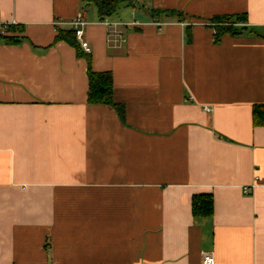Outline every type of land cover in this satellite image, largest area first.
<instances>
[{
    "label": "crops",
    "instance_id": "obj_1",
    "mask_svg": "<svg viewBox=\"0 0 264 264\" xmlns=\"http://www.w3.org/2000/svg\"><path fill=\"white\" fill-rule=\"evenodd\" d=\"M237 14L255 34L216 41L212 18ZM78 15L90 53L56 40ZM0 17L18 22L0 33L18 38L0 37V264H264V0H0ZM89 58L123 116L88 102Z\"/></svg>",
    "mask_w": 264,
    "mask_h": 264
},
{
    "label": "trees",
    "instance_id": "obj_2",
    "mask_svg": "<svg viewBox=\"0 0 264 264\" xmlns=\"http://www.w3.org/2000/svg\"><path fill=\"white\" fill-rule=\"evenodd\" d=\"M215 23V40L219 41L222 36L230 34L233 36L243 34H255L253 28L248 27L245 15H223L212 18ZM4 41L10 44H16L18 38L14 36H0ZM56 40H66L69 43L78 46L75 41V32L73 30L64 34L59 33ZM88 102L90 104H102L114 106L123 116V106L114 100V80L110 71H95L92 67L91 58L88 59ZM252 119L254 126H264V104H256L253 107ZM192 210L194 216L210 217L214 213V200L211 194L195 195L192 201Z\"/></svg>",
    "mask_w": 264,
    "mask_h": 264
},
{
    "label": "built area",
    "instance_id": "obj_3",
    "mask_svg": "<svg viewBox=\"0 0 264 264\" xmlns=\"http://www.w3.org/2000/svg\"><path fill=\"white\" fill-rule=\"evenodd\" d=\"M61 24H62L61 21H58V20L53 21V26H54L56 31L57 30L59 31ZM69 24L72 27V30L75 32V38L79 42L82 49L86 53H90L91 47H90L88 41L85 39L84 29H83V27L87 24V21L83 18L82 15H78L77 17L73 18L69 22ZM106 24H109V23L106 22ZM17 25H18V22L16 20L5 21L0 17V33H3L5 31L9 30L12 27H16ZM205 110L207 112L212 111L211 107H205ZM250 191H251L250 188H248V187L244 188V193L247 194ZM202 262H203V264H216V260H215L214 255L208 254V253L203 254Z\"/></svg>",
    "mask_w": 264,
    "mask_h": 264
}]
</instances>
